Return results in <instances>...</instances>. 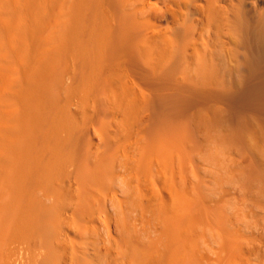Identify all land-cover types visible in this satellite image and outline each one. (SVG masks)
Instances as JSON below:
<instances>
[{
  "label": "bare ground",
  "instance_id": "1",
  "mask_svg": "<svg viewBox=\"0 0 264 264\" xmlns=\"http://www.w3.org/2000/svg\"><path fill=\"white\" fill-rule=\"evenodd\" d=\"M195 5L192 18L179 21L176 50L153 56L142 47L146 21L129 9L131 0H0V264H263V238L245 254L230 233L206 258L202 234L183 228L190 219L181 210L189 204L176 189L172 208L157 199L164 205L162 246L141 244L135 230L124 232L126 224L127 243L98 245V217H88L83 196L72 197L71 167H61L62 148L79 143L66 111L91 102L101 114L109 72L140 90L142 113L153 111L150 147L194 135L175 110L187 94L228 99L264 85V0ZM196 121L209 125L205 110Z\"/></svg>",
  "mask_w": 264,
  "mask_h": 264
},
{
  "label": "rangeland",
  "instance_id": "2",
  "mask_svg": "<svg viewBox=\"0 0 264 264\" xmlns=\"http://www.w3.org/2000/svg\"><path fill=\"white\" fill-rule=\"evenodd\" d=\"M205 2L131 0L129 9L146 21L142 47L153 56L163 55L165 49L175 51L179 21L184 16L192 18L195 4ZM201 49L199 46L197 50ZM176 57L169 67L174 66ZM141 85L147 90L150 81ZM60 94L64 98L69 93L63 90ZM187 96L190 99L178 103L175 110L194 135L171 137L167 147L149 146L153 111L142 113L140 90L113 72L108 73L102 93L106 109L101 114L91 102L77 101L72 109L65 110V118H72L78 125L75 133L79 143L62 148L61 167H71L68 181L77 185L72 197L83 196L88 217H98V234L92 238L96 244L124 245L126 224L124 232L135 230L141 244L162 246L165 235L158 227V216L164 205L157 199L163 196L166 208H172L173 189L189 204L188 211L181 210L190 219L183 228L202 234L200 244L206 258L215 257L224 240L222 233L232 234L245 254L258 244L261 247L258 238L264 243V175L260 174L264 170V85L228 99L192 93ZM150 102L160 108L154 94ZM200 110L206 111L209 125L197 123ZM239 128L245 133L235 135L233 131ZM89 134L97 137L95 143ZM249 167L258 170L250 172ZM110 196L116 197L113 209ZM141 200L146 204L144 209Z\"/></svg>",
  "mask_w": 264,
  "mask_h": 264
}]
</instances>
